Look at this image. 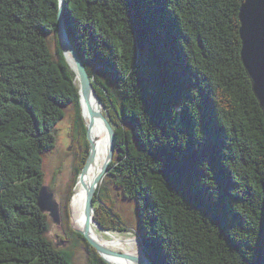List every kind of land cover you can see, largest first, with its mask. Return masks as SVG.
I'll list each match as a JSON object with an SVG mask.
<instances>
[{"label": "trees", "instance_id": "1", "mask_svg": "<svg viewBox=\"0 0 264 264\" xmlns=\"http://www.w3.org/2000/svg\"><path fill=\"white\" fill-rule=\"evenodd\" d=\"M245 0H66L64 20L115 126L95 219L126 230L136 202L153 264H264V108L242 62ZM60 0H0V264H110L71 224L90 143ZM71 111L65 246L38 205L44 157ZM54 190L52 185L49 186Z\"/></svg>", "mask_w": 264, "mask_h": 264}, {"label": "water", "instance_id": "2", "mask_svg": "<svg viewBox=\"0 0 264 264\" xmlns=\"http://www.w3.org/2000/svg\"><path fill=\"white\" fill-rule=\"evenodd\" d=\"M66 6V0H60V9H59V31L61 37L62 46L68 49L72 53V61L74 63V70L77 74V77L80 79L79 84V95L82 111L86 109L89 112V120H86L83 112V119L86 126L87 137L90 143V152L87 158V162L81 171L78 181L83 177L84 171L87 165L93 162L96 156V148L93 138L91 137V130L93 126V112L91 110L92 99L95 97L100 105L103 104L101 97L97 93V90L94 86V81L91 78L81 56L79 55L77 49L72 43L68 30L66 28L64 20V11ZM240 35L242 39V48H241V58L242 62L253 82V90L260 102V105L264 108V0H245L242 3L240 9ZM64 48V49H65ZM65 51V50H64ZM66 54V53H65ZM104 105V104H103ZM105 107V106H104ZM99 117L109 125L110 131V155L109 158L104 162L102 167L99 170V173L94 178L92 183L87 188V198L85 206V217L87 222V228L78 229L74 226L78 232L82 233L90 244L99 252V254L112 264L107 255H120L116 251H110L101 247V244L97 242L91 236V223L94 219V200L97 194V190L101 186L103 178L110 171V164L115 156V130L110 123L109 119L103 115L99 114ZM77 181V182H78ZM77 184V183H76ZM38 205L43 212H48L50 217H52L54 222H61V212L59 201L53 195L52 190L48 185L43 186L40 194L38 196ZM103 228V227H102ZM105 229V228H103ZM142 242V240H141ZM143 244V243H141ZM144 258L141 261H144L146 264H153L150 258L147 256L145 250ZM129 256V255H128ZM130 257V256H129Z\"/></svg>", "mask_w": 264, "mask_h": 264}, {"label": "rangeland", "instance_id": "3", "mask_svg": "<svg viewBox=\"0 0 264 264\" xmlns=\"http://www.w3.org/2000/svg\"><path fill=\"white\" fill-rule=\"evenodd\" d=\"M61 38V37H60ZM62 44V43H61ZM63 47V46H62ZM63 47L64 54L69 62V64L74 68V63L69 59V56L72 57V53L68 51V49H64ZM78 51V50H77ZM79 53V52H78ZM80 55V54H79ZM76 82L79 86L80 84V79L76 76ZM81 104V103H80ZM103 112L105 116L109 119L110 123L112 124L114 130L115 126L111 119L109 118L108 111L102 104ZM81 112L83 115V111L81 108ZM71 111H68V115L66 118L62 119L58 124H57V137H58V144L57 146L47 153L44 157V164H45V181L47 184H50L54 187V190H52L53 195L56 197V199L59 201L62 199L69 182L72 178V168H73V161H74V155L70 153L71 151V146H72V139L70 135V126H71ZM87 162V161H86ZM86 164V163H85ZM85 166V165H84ZM84 168V167H83ZM83 170V169H82ZM106 176L103 178V181L101 183V186L103 182L105 181ZM79 178V177H78ZM49 185V186H50ZM100 186V187H101ZM76 187V186H75ZM99 187V188H100ZM75 190V188H74ZM98 192V190H97ZM112 193L117 199V209L120 210V212L123 214L125 220L127 221V229L126 230H108V229H103L100 223L95 219V213L94 215V220L98 224L100 230L102 232H107L106 237L110 238L108 233L115 234L118 236H124V237H133L138 239L139 241L142 240V237L140 235L139 231V217H138V209H137V204L133 200H128L125 199L124 195L121 192V189L116 188L114 185H112ZM73 197V196H72ZM71 203V201H70ZM95 210V208H94ZM70 213H71V204H70ZM52 219V217H50ZM62 219V217H61ZM83 219V217H82ZM76 225L73 214L71 213V224ZM75 229V228H74ZM64 227L62 223H57L54 222L52 219L51 223V229L48 231V236L54 241V243L57 246H65L67 244L66 241L63 239L64 235ZM143 243V241H142ZM139 251L144 250V245L139 242ZM113 250V249H111ZM113 251H119L120 250H113ZM118 252V253H119ZM141 256V253H140ZM108 257V256H107ZM140 258V257H139ZM86 260V250H81L78 254V263L77 264H85Z\"/></svg>", "mask_w": 264, "mask_h": 264}, {"label": "bare ground", "instance_id": "4", "mask_svg": "<svg viewBox=\"0 0 264 264\" xmlns=\"http://www.w3.org/2000/svg\"><path fill=\"white\" fill-rule=\"evenodd\" d=\"M69 59L72 61V58L69 56ZM103 106L100 105L95 97L92 99L91 110L94 116L93 126L91 130V137L94 140L96 148V156L93 162L89 163L84 171L83 177L77 182L73 197L71 199V213L73 214L76 225L78 229L87 228V220L85 217V206L87 198V188L92 183L94 178L99 173L100 168L104 162L109 158L110 155V131L109 125L105 123L100 117L99 114L104 112L102 110ZM84 117L86 120H89V112L84 109ZM83 217V219H82ZM107 233V232H106ZM105 232H102L95 222L92 220L91 223V236L97 240L101 247L108 249L110 251L120 250V255H107L108 260L112 264H146L144 261H141L144 258V251H139V238L133 237H124L118 236L115 234L108 233L110 238L106 237ZM142 243V242H141ZM113 249V250H111ZM141 253V256H140ZM130 257H129V256ZM140 257V258H139Z\"/></svg>", "mask_w": 264, "mask_h": 264}]
</instances>
